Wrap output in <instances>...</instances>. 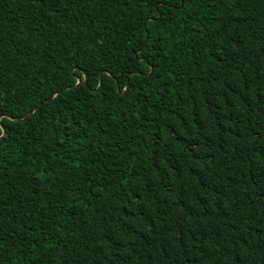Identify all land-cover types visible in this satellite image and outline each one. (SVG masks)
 Masks as SVG:
<instances>
[{
  "label": "trees",
  "instance_id": "obj_1",
  "mask_svg": "<svg viewBox=\"0 0 264 264\" xmlns=\"http://www.w3.org/2000/svg\"><path fill=\"white\" fill-rule=\"evenodd\" d=\"M0 264H264V0H0Z\"/></svg>",
  "mask_w": 264,
  "mask_h": 264
},
{
  "label": "water",
  "instance_id": "obj_2",
  "mask_svg": "<svg viewBox=\"0 0 264 264\" xmlns=\"http://www.w3.org/2000/svg\"><path fill=\"white\" fill-rule=\"evenodd\" d=\"M159 18H160V13L158 12L157 18H156L155 20H158ZM151 71H152V69H151ZM150 73H151V72H150ZM150 73H149V74H150ZM79 83H80V81L78 80L77 84H79ZM77 84H76V85H77ZM117 90H118V87H117ZM38 107H39V106H38ZM38 107H36L35 110L38 109ZM35 110H34V111H35ZM34 111H31L30 114H32ZM25 119H26V118H25ZM25 119H24V120H25ZM2 132L4 133V130H3V129H2Z\"/></svg>",
  "mask_w": 264,
  "mask_h": 264
}]
</instances>
